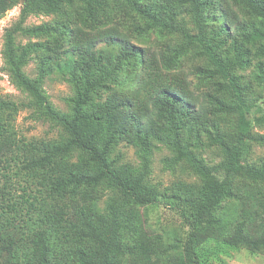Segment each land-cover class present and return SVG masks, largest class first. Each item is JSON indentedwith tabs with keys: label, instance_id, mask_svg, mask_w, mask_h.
<instances>
[{
	"label": "trees",
	"instance_id": "16d2710c",
	"mask_svg": "<svg viewBox=\"0 0 264 264\" xmlns=\"http://www.w3.org/2000/svg\"><path fill=\"white\" fill-rule=\"evenodd\" d=\"M16 1L0 0V15ZM117 1L135 10L149 28L177 32L182 36L184 44L171 48L170 53H158L156 61L160 68L171 71L178 67L188 48L198 47L213 67L209 70L210 74L220 80L216 86L221 97L207 93L205 95L208 100L200 102L199 96L189 89L167 84L155 88L147 104L139 109L140 99L115 89V86H122L120 73L126 68L133 71L145 67L150 51L132 42L117 29L105 30L98 37L79 42L78 32L82 27L78 25L75 26L78 29L73 28L67 32V27L63 26L62 40L65 44H60L61 57L55 58L53 65L59 71L69 74L68 81L75 94L68 100L70 111H59L48 102L41 90V81L51 56H43L37 77L30 78L24 72V66L29 53L43 47V44L33 42L17 50L14 43L16 31L36 34L47 32L50 27L23 29L15 26L5 34L6 62L11 78L17 86L28 92L35 106L62 126L68 136L61 143L41 148L43 154L40 156L32 153L25 155L23 170L26 175L28 173L27 182L36 179L49 197L65 194L73 197L82 188L83 199L90 200L88 191L103 186L119 199L107 203L106 213L97 210L96 200L90 201L83 209L77 235L84 244L77 251L76 264H120L124 254L130 251L127 237L141 234L143 222L135 216L137 207L155 202L177 207V212L185 220L188 229L181 244L182 264H206L208 254L202 247V232L213 223V214L222 201L234 196L233 185L236 179L242 176L250 181L264 183V159L258 165L249 161L252 144H264V135L253 132V104L247 102L246 88L234 73L249 63L250 49L244 46V41L251 44L261 41L263 45L260 51L264 53V0ZM20 2L22 14L31 9L57 12L63 4L81 2L89 18H93L95 10L102 5V0ZM185 6L190 7L189 13L196 28L194 34L185 29L182 15ZM245 11L250 12L255 19L248 22V25L241 16ZM232 27L236 34L241 35V41L237 37L233 39V55H230L221 50L224 43L221 34ZM55 41L57 43V39ZM257 69L256 78L259 83H264L262 62L258 63ZM48 70L51 71L50 66ZM127 81L133 82L134 78H127ZM99 88L111 91L104 100L91 104V95ZM90 106L92 109H89ZM8 107V101L0 100V111ZM210 108L235 117L232 133L224 136L215 128L210 136L223 153L222 161L216 166L207 165L189 151L179 137L180 130L186 124H198L210 118ZM163 133L170 138L177 157L186 159L199 176L201 185L194 194L187 193L182 197L159 192L148 186L146 156L140 170L117 166L111 159L115 139L122 137L129 143L148 148L149 139L162 137ZM21 148L5 135L0 124V177H6L4 166L10 169L17 162L20 164L16 151ZM74 152L78 159L70 161ZM25 187L19 182L18 188L12 189V182L7 180L0 186V264H10L9 260L18 253L19 264H60L52 262L49 257L51 233L48 230L38 236L34 235V242L38 244L36 259L25 250L21 251L18 238L23 235V228L18 221L31 217L29 213L33 212L35 204V193L30 194ZM19 189L21 193H18ZM37 217L40 218V211ZM225 243L231 247L264 248V233L252 236L243 223H238Z\"/></svg>",
	"mask_w": 264,
	"mask_h": 264
},
{
	"label": "rangeland",
	"instance_id": "374dc122",
	"mask_svg": "<svg viewBox=\"0 0 264 264\" xmlns=\"http://www.w3.org/2000/svg\"><path fill=\"white\" fill-rule=\"evenodd\" d=\"M189 6H185V29L196 33L192 22ZM9 10V12H7ZM22 3L17 0L10 8L0 15V100L8 101L10 107L0 111V124L6 136L18 143L22 148L17 152V162L12 168L4 166L6 177H0V186L7 180L12 182V189L26 186V190L35 193L34 208L28 219L18 221L22 234L19 236L21 251L25 250L33 259L37 258V246L34 235H40L47 230L51 233L49 254L52 262L60 264H76L78 249L84 244L78 238V228L81 223L83 209L92 200L97 202V210L106 213L107 203L119 199L103 186L89 190L90 200H84L79 189L76 196L49 197L44 188L37 184V180L27 182L28 173H24L25 155L32 153L40 156L41 148L50 144H58L68 138L65 130L55 121L48 118L32 102L31 96L24 89L17 86L10 75L5 54L6 31L15 26L23 29L48 26L47 32L29 34L23 31L14 33V43L17 50H22L27 44L37 42L43 44L29 53L24 72L30 78L38 75V66L43 56H51L47 64V72L41 81V90L48 102L57 110L68 113L70 102L75 94L73 86L68 81L69 74L59 71L54 65L55 58H60L63 26L69 32L75 26L82 28L78 32L79 42L90 37L99 36L105 30H120L130 40L149 50L145 67L130 71L125 69L120 73L122 86H115L134 98L141 100L139 109L147 104V100L158 86L170 84L178 88L189 89L198 95L200 102H206L211 93L220 98L216 83L219 78L209 72L213 67L202 55L198 47L187 49L182 55L178 67L166 71L159 67L156 57L160 51L170 53L171 48L184 44L182 36L177 32H162L158 28H149L146 21L133 9L117 0H102V5L95 10L93 18L87 17L84 4L73 2L63 4L57 12H46L41 9H31L22 14ZM11 13V14H10ZM247 22L255 21L250 12L241 14ZM77 24V25H76ZM217 23H215L216 25ZM56 29V30H55ZM77 31V30H75ZM74 31V33H75ZM229 32V34H228ZM224 43L221 50L233 55V39L241 41V35L236 34L234 27L222 32ZM57 39V43L56 40ZM186 44V41H185ZM263 43H245L250 49L249 63L244 68H238L234 73L239 76L240 83L246 88L247 102L253 104L254 127L253 132L264 135V83H259L256 74L258 63L264 66V53L260 48ZM69 46V45H68ZM51 48V49H49ZM51 67V71L48 67ZM127 78H134L133 82ZM111 89L99 88L91 95L92 102L104 100ZM89 109H92L90 106ZM212 109V108H210ZM210 118L198 124L188 123L180 130L179 137L189 151L201 158L207 165L216 166L223 159V153L210 137L215 128L227 136L235 127V117L218 113L213 109ZM215 125H212L213 122ZM145 148L139 144L127 142L122 137L115 139L111 159L117 166H130L140 170L145 162L149 168L146 183L159 192L185 196L195 193L200 187L201 180L190 164L184 158L177 157V153L170 144V138L163 133L162 137L150 138ZM78 159L74 152L70 161ZM264 159V144L253 143L249 161L258 165ZM234 196L222 201L213 214V223L202 232V247L207 250L206 264H264V248L249 249L242 246L231 247L225 239L232 233L238 223H243L248 234L255 236L264 233V183L250 181L240 176L233 185ZM18 193H21L20 189ZM117 201V202H118ZM177 207L155 202L138 206L135 211L137 219L142 220L141 234L128 236L129 253L124 254L120 264H182L181 244L185 238L187 226L185 220L177 212ZM40 211V218L37 212ZM31 218V219H30ZM39 219V220H38ZM41 220L42 224L39 225ZM36 222H38L36 224ZM23 226V227H22ZM24 233L25 237H24ZM16 254L17 251L14 250ZM19 253L12 258L10 264H19Z\"/></svg>",
	"mask_w": 264,
	"mask_h": 264
},
{
	"label": "built area",
	"instance_id": "2783aa9c",
	"mask_svg": "<svg viewBox=\"0 0 264 264\" xmlns=\"http://www.w3.org/2000/svg\"><path fill=\"white\" fill-rule=\"evenodd\" d=\"M7 12H9V10H8ZM10 14H11V13H10Z\"/></svg>",
	"mask_w": 264,
	"mask_h": 264
}]
</instances>
